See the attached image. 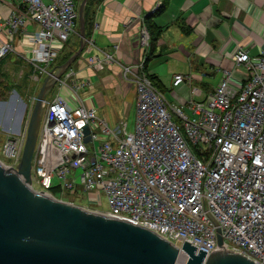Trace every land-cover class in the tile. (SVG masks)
<instances>
[{
	"label": "built area",
	"instance_id": "obj_1",
	"mask_svg": "<svg viewBox=\"0 0 264 264\" xmlns=\"http://www.w3.org/2000/svg\"><path fill=\"white\" fill-rule=\"evenodd\" d=\"M78 1L0 0L10 6L0 21V61L14 53L53 81L47 67L73 32ZM140 40L147 45L146 31ZM112 60L101 53L86 64ZM233 62L243 69V81L234 83L224 72L213 93L199 102L187 98L182 106L134 75L136 116L129 134L125 123L112 129L84 106L78 93L86 84L57 80L75 105L59 94L42 101L32 180L47 191L56 178L62 193L80 194L92 206L103 194L106 216L178 248L185 241L207 257L219 250L220 236L223 250L264 264V56L238 52ZM184 80L175 76L173 86ZM23 141L21 133L6 135V165L19 163ZM186 260L180 250L176 264Z\"/></svg>",
	"mask_w": 264,
	"mask_h": 264
},
{
	"label": "crops",
	"instance_id": "obj_2",
	"mask_svg": "<svg viewBox=\"0 0 264 264\" xmlns=\"http://www.w3.org/2000/svg\"><path fill=\"white\" fill-rule=\"evenodd\" d=\"M9 11L10 6L0 2V21ZM83 15L85 46L60 80L86 84L81 90L86 96H78L86 108L101 112L109 126L119 127L121 115L126 117L131 107L129 98L135 102L134 75L153 79L165 100L179 106L187 98L203 101L224 72L234 83L243 81V69L233 62L238 52L251 59L264 56V0H86ZM144 31L150 33L146 46L140 40ZM101 53L112 62L86 64L88 57ZM60 66L52 64L53 75ZM124 68L131 70L125 77ZM177 75L185 80L174 87ZM50 89L44 98L55 90L75 105L69 88L57 83ZM0 132L17 135L22 129L0 125Z\"/></svg>",
	"mask_w": 264,
	"mask_h": 264
},
{
	"label": "water",
	"instance_id": "obj_3",
	"mask_svg": "<svg viewBox=\"0 0 264 264\" xmlns=\"http://www.w3.org/2000/svg\"><path fill=\"white\" fill-rule=\"evenodd\" d=\"M85 2L77 10L79 46L53 81L48 76L43 81L29 115L19 163L12 168L0 160V264H176L180 250L187 255L185 264H256L223 250L220 236L219 250L206 257L185 241L178 248L143 227L60 201L32 185L42 101L83 51Z\"/></svg>",
	"mask_w": 264,
	"mask_h": 264
},
{
	"label": "rangeland",
	"instance_id": "obj_4",
	"mask_svg": "<svg viewBox=\"0 0 264 264\" xmlns=\"http://www.w3.org/2000/svg\"><path fill=\"white\" fill-rule=\"evenodd\" d=\"M43 1L45 3H48L49 0ZM78 40L79 28L76 22L73 32L70 34L69 40L65 43L63 49L61 50V53L59 54L58 58L55 59L53 64L56 65L61 63L62 61L60 59L65 58L67 55L71 56L78 48ZM51 66L52 65L47 67L48 71L51 70ZM45 78V74L39 73V70L36 69L35 66L27 63L23 59L18 58L14 53L9 54L0 61V125L2 128H9L14 130L21 126V135L25 140V130L29 115L34 105L38 91ZM58 82H56L55 85ZM83 89L84 88L79 89V93L82 98L86 96V94L81 92V90ZM54 91L55 90H52L47 93L44 99H46L47 101L51 100L56 95L54 94ZM129 100L131 101V107L127 116L124 117L123 114L121 115V123L126 124L125 130L127 134L133 133L136 116L135 102L133 99L131 100V98H129ZM96 115L98 118H102L101 112L97 111ZM42 116L43 108L41 107L40 119L42 118ZM109 127H111L112 129H117L118 125L110 123ZM7 134L8 133L0 132V160L5 164H8L9 161L1 156V146ZM58 183L59 181L56 178H53L52 186L56 187ZM32 185L37 189V191L48 193V191L42 188L41 183L37 182V180H32ZM78 196L79 197H74L63 193L61 196L56 197V199L89 211L105 212L107 210L106 200L103 194H100L99 202L95 206L88 204L86 199L83 196H80V194Z\"/></svg>",
	"mask_w": 264,
	"mask_h": 264
},
{
	"label": "trees",
	"instance_id": "obj_5",
	"mask_svg": "<svg viewBox=\"0 0 264 264\" xmlns=\"http://www.w3.org/2000/svg\"><path fill=\"white\" fill-rule=\"evenodd\" d=\"M148 32V31H147ZM148 35L150 36V33L148 32ZM71 55V54H70ZM70 56L69 55H67L65 58H63V59H60L61 61V63H59V64H56V67L55 68H57L58 66H60L61 64H63L68 58H69ZM148 80L151 82V84H152V86L156 89V90H158L155 86V83L153 82V79H151V78H148ZM47 191H48V193L50 194V195H52L53 197H59V196H61L63 193H62V191L60 190V188L58 187V186H52V187H49L48 189H47Z\"/></svg>",
	"mask_w": 264,
	"mask_h": 264
}]
</instances>
